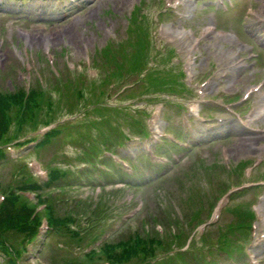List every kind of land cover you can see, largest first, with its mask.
Returning <instances> with one entry per match:
<instances>
[{"label":"rangeland","instance_id":"obj_1","mask_svg":"<svg viewBox=\"0 0 264 264\" xmlns=\"http://www.w3.org/2000/svg\"><path fill=\"white\" fill-rule=\"evenodd\" d=\"M3 1L6 6L0 12V90L13 93L16 86L37 79L67 82L60 84L64 89L69 80L77 86V80L87 79L82 74L92 80L79 86L83 87L81 100L75 96L69 103L62 102L56 112L54 119L64 116L60 123L72 122L65 128L69 134H63L45 149L23 147L15 150V156H8L6 149L7 158L12 161L6 159L0 164V181L13 188L22 185L23 176L18 173L24 164L35 162L36 157L42 161L45 173H50L54 166L70 168L74 174L86 168L85 180L51 194L72 202L88 199L91 209L97 205L96 211L101 207L107 210L105 225L91 234L99 240L93 248L140 231L142 226L159 230L155 222L163 219L165 223L168 216L181 220L178 225L184 224L185 216L205 208L202 218L209 220L208 205H218V198L227 188L261 186L263 189L224 197L229 203L220 221L206 224L215 246L218 229L238 215H232L230 209L242 206L246 211V207H252L257 215L253 229L245 227V232L239 233L232 228L228 232L230 252L214 248V260L217 264H248L254 257L264 264V117L245 127L218 107L224 99L226 104L237 103L246 90L262 83L261 90L238 108V114L244 122L252 111L264 106V0H233V8L227 13L217 3L212 9L205 0H181L182 5L177 8L166 6L168 0H91L87 4L77 2L72 12L61 17L58 0ZM60 7L63 9V5ZM132 13L138 16L141 30L129 27ZM210 26L224 34H207ZM195 40H200V45L194 49L193 63L187 65L189 46ZM121 53L128 61L121 59ZM118 61L124 69L122 74H116L111 67ZM127 64L137 68L135 75H127ZM66 65L73 72H66ZM147 65L148 69H156L152 76L156 85H165L167 94L155 93L156 85H149L150 77L141 82L139 71ZM55 71L62 76L54 78ZM199 90L206 94V105H200V119L189 118V106L203 101ZM142 91L146 95L142 96ZM72 102H77L73 109ZM96 106L101 109L97 111ZM158 110L156 125L173 141L166 140L162 152L169 154L152 165L142 156L146 155L147 144L151 152L155 150L151 115ZM48 112V107H44L38 127L53 119L52 110ZM46 114V118H41ZM28 128L17 141L36 135ZM147 131L150 137L139 139ZM217 133L223 136L214 139ZM104 147L117 154L112 157L114 161L106 160L109 155L103 153ZM84 152L95 156V170L90 163L81 166L86 161ZM98 162L111 170L97 168ZM244 162H250L245 170L239 168ZM133 171L137 177H133ZM40 179L39 182L46 181L45 177ZM197 188L202 196L195 197ZM25 196L36 201L33 194ZM78 224L84 227V220ZM195 225L191 231L195 247L186 257L191 264L206 258L200 251L201 233L197 235L200 224ZM10 238L12 242L21 240L16 235ZM46 239L42 234L33 245L24 246L29 253L19 264H103L94 257L85 260V245L80 247L69 241L64 244L63 238L51 235L47 239L50 245L43 247ZM96 251L100 254L99 249ZM3 261L0 255V264Z\"/></svg>","mask_w":264,"mask_h":264},{"label":"trees","instance_id":"obj_2","mask_svg":"<svg viewBox=\"0 0 264 264\" xmlns=\"http://www.w3.org/2000/svg\"><path fill=\"white\" fill-rule=\"evenodd\" d=\"M56 82V81H55ZM49 82V90L44 89L40 84L35 83L31 86L29 93H27L24 86H16L13 93L3 92L0 90V164L7 158V145L19 139L28 130L35 132L42 127H38L44 107H48L49 112L53 113V119L49 118L43 121V126H48L55 122L57 113L61 108L62 102H70L73 97H78L81 100L83 97V90L79 88L83 81L77 80V86L73 81L69 80L67 87H62L67 83L64 81ZM60 84H63L60 87ZM51 92L59 95L57 99H53ZM68 98V99H66ZM77 101V100H76ZM99 105V102L96 101ZM77 102H72L70 107ZM56 106V107H55ZM54 107V109H52ZM100 106H96L98 111ZM101 109V108H100ZM48 115H43L41 118H46ZM66 125H59L58 128L51 131L46 138V141L41 144L43 149L52 146L58 140V135L65 131ZM15 129V131H13ZM7 162H9L7 160ZM19 176H23L22 185L13 188L10 184L5 185L0 181V192L4 194L5 198L0 201V255L5 259V262L17 264L15 259H18L25 249L24 246L34 241L39 233L43 223V218H47L48 225L53 229L56 235L66 233L70 241L79 245L80 247L87 244L88 241H95V235H91L96 229L102 227V221L105 219L106 211L101 207L100 211H96L97 205L94 209H90L81 201L72 202L66 198L61 199L59 195H54L63 201L65 208L60 212L56 210L52 201L56 198L50 196L44 191L45 187H51L55 182L59 181L65 175L61 176L53 174L50 182L44 187L36 183L29 166L24 164ZM68 180V176L64 177ZM19 183H16L18 185ZM61 187H64L61 186ZM32 191L37 193V203L32 204L26 198L18 194L20 191ZM200 196L198 193L195 197ZM47 204V210L44 212L37 211L38 206ZM202 204L199 206L201 207ZM198 213H194L193 217L186 219L184 225L180 226V220H172V223L177 226L176 234H172L167 223L166 233L162 237L154 229L150 231L140 230L135 233L122 235L119 239L111 243H104L101 246L100 254L96 250L87 254V258H96L105 264H184L185 259L190 253L174 251L172 244L177 247H183L188 242V228L193 227L192 222L197 220ZM84 220V227L78 224L79 220ZM163 223V220H160ZM170 227V225H169ZM65 230V231H64ZM16 235L21 240L12 242L10 236ZM210 237H206V242L209 243ZM21 246V248H20ZM161 255L163 258L159 259ZM10 256V257H9ZM9 260H8V259ZM81 264V263H74Z\"/></svg>","mask_w":264,"mask_h":264},{"label":"bare ground","instance_id":"obj_3","mask_svg":"<svg viewBox=\"0 0 264 264\" xmlns=\"http://www.w3.org/2000/svg\"><path fill=\"white\" fill-rule=\"evenodd\" d=\"M250 143H252V142H250Z\"/></svg>","mask_w":264,"mask_h":264}]
</instances>
